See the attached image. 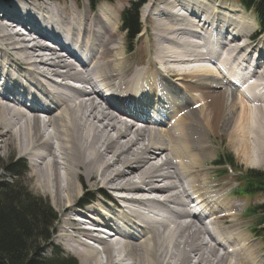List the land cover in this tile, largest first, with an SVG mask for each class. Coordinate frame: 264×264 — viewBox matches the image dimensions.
I'll use <instances>...</instances> for the list:
<instances>
[{"label":"bare ground","instance_id":"6f19581e","mask_svg":"<svg viewBox=\"0 0 264 264\" xmlns=\"http://www.w3.org/2000/svg\"><path fill=\"white\" fill-rule=\"evenodd\" d=\"M60 5H0V139L29 161L35 188L64 206L67 250L83 264H264L253 239L234 232L241 205L197 175L217 129L248 163L264 161V35L250 40L254 20L221 0L151 2L156 55L131 70L115 9ZM186 76L200 77L194 90L176 82ZM87 186L103 198L81 210ZM89 222L113 229L105 259L81 237Z\"/></svg>","mask_w":264,"mask_h":264},{"label":"rangeland","instance_id":"374dc122","mask_svg":"<svg viewBox=\"0 0 264 264\" xmlns=\"http://www.w3.org/2000/svg\"><path fill=\"white\" fill-rule=\"evenodd\" d=\"M36 1H40L41 3H43L44 1L46 3L55 2L57 5L58 4L60 5L59 0H17V1H14V3H8L10 5H7L5 2L0 0V5H2V8L6 10H11L14 5L30 4V2H36ZM133 1L135 0L102 1L97 5V10L103 6H110L111 9L113 8V10L114 9L116 10L118 18L120 20L119 21L120 28L118 32V37L116 39V45L119 48H124V47L126 48L125 56L128 60L129 67L131 68V70H134L136 68L137 66L136 62L138 60L141 59V60L146 61L148 58L154 57V55H156L155 53L157 49L155 47V42H154V37H155L154 25L156 24V22H154L152 18H149L150 20L147 19L146 15L144 14V10L149 3L151 2L158 3L161 0H148L146 3L140 6L139 18L141 21L142 30H141V33L135 36L136 38L131 41L127 37L128 36L127 30H123L122 28V24H123L122 13L126 8L130 6V3ZM211 1L215 2L219 0H211ZM221 1L225 3L226 2L233 3V5H235L239 9H242L246 13V15H248L254 20L253 28L250 30V34L252 33L253 29L255 30L257 29L255 33L258 31L259 24H258V18L255 12L245 10L244 8L241 7L242 5L237 0H221ZM74 3L75 4L77 3L78 5L79 4L82 5L84 7L83 9H88V7H90L91 5L89 0H63L61 1L60 7L62 8L64 5L73 7ZM176 7H179V5H176ZM157 8H158L157 6H154L153 10H156ZM4 9L2 10V13L0 14L3 15L7 13V11L4 12ZM182 12H184V9L180 8L178 12L176 13L181 14ZM196 16L202 17V14H198ZM249 38L253 40L258 39L256 37L254 38L253 36H249ZM242 42H245V41H242ZM251 44H254V43H251ZM249 71H250V74L254 73L252 70H249ZM186 79L191 80V82L190 81H182V82L176 81V82L184 86L189 85V87L193 88L194 90V88L198 85L197 82L199 81L197 80L200 79V77H194L190 79V77L186 76ZM223 90H228L230 92L231 95L229 96L228 102H230L229 104H231L234 101V98L237 97L235 93V89L232 86H230V84H226L224 88L219 89V91H223ZM21 106L25 110L28 109L25 105H21ZM226 109H229V107ZM235 120H236L235 112H232L230 110H227V111L225 110V122L227 124L229 123V125L232 126L233 123L235 124ZM230 133L228 129L225 131H220V129H217L215 134H210L209 136V141H210L209 162L207 163L205 170H203L201 174H197V173L195 174H197L200 179V182H199L200 185L204 184V182L206 181V178H204L205 174L207 175L210 181V185L212 186L209 188V191L211 193L215 194L217 197H220V198L234 200L236 203H239L241 205L240 208L237 210L238 212H240V215H241V224L239 228H237L234 232L242 233V235L246 237L250 236V238L253 239L251 241V244H253L252 245L253 249L258 250L259 255L260 254L262 255V253H264V241L261 238H259L257 234L254 233V230L257 228V225H258L257 224L258 216L253 215L252 213H249V209L252 206H255L258 204H264V195H249V196L240 197L238 194H235L236 190H238V188H241L242 186L241 180L238 179V174L236 172L224 173L221 167L215 165V162L217 161V158L219 157L220 154H224V155L232 154L235 158V165L233 168L236 171L239 169L241 171L247 172L251 168H257V169H261L264 171V161L262 158V160L259 159L258 162L248 163L247 162L248 158L246 159V157L248 156L246 155L247 154L246 150L244 151L243 148L240 147L238 141H235V140L232 141V139H230V135H229ZM252 140L254 141V139L252 138L251 142H248V143H250V146L255 147V145L253 144L254 142H252ZM253 157L255 158L254 155ZM0 158L3 159L5 162L9 161L11 158L16 159V160H23L26 162V166L28 170L26 169L23 172L21 171L22 175H19L20 177L17 176L15 178V176L8 173L7 171L0 170L1 181L9 183L13 180H18V182L16 181V183L19 185V187L22 188L24 191H27V194L31 195V197L42 198L44 201L51 204V206L54 208V211L59 216V219L55 225L56 227L54 226V228H51L52 231H50L55 235L54 244L60 248V250L63 252V256H71L77 259L76 261L77 264H83V262L80 261V258L78 257V255L67 250V246L61 240V235H62L63 229L65 228L64 226H68L67 223H68L69 215H67V212L63 210L64 206L55 205L49 196L41 193L39 190L35 188L33 178L31 177V171L28 168L29 161L26 158L21 157L18 154V150H16V148H14L13 146L6 145V143L3 142L2 140L0 141ZM86 190H89V192L91 193L89 196L85 197V199H88V200H90V197L93 196L94 200L96 201L97 197L95 196V194L97 195L101 194V193L93 192L94 189L90 186H87L81 195L82 198H83V194L86 195L88 193ZM81 197L79 199H81ZM86 207L88 208V205H86L84 209ZM72 217L76 219L73 215ZM77 226H80V225L77 224ZM42 254L46 258H53L55 256V251L49 246L47 247V251L43 252ZM101 256L102 258L105 257L103 255ZM107 257H110V260L116 259L115 257L110 256V255H106V258Z\"/></svg>","mask_w":264,"mask_h":264},{"label":"trees","instance_id":"16d2710c","mask_svg":"<svg viewBox=\"0 0 264 264\" xmlns=\"http://www.w3.org/2000/svg\"><path fill=\"white\" fill-rule=\"evenodd\" d=\"M89 1L95 8L101 1L113 0ZM147 1L135 0L122 13V27L127 30V37L131 41L141 31L139 8ZM237 1L246 8L255 10L264 31V0ZM224 161L234 164L230 155H221L219 163L223 164ZM22 162L24 161L12 158L5 162L0 158V170L7 171L16 178L25 169ZM16 181L18 182L13 180L8 183L0 178V264H77L74 258L63 256V252L56 246H52L55 251L53 258L43 256L42 253L51 245L53 233L50 231L59 216L51 204L42 198L31 197ZM242 191L246 195L264 194V171L249 169L243 176ZM250 212L258 216L255 231L264 240V204L251 208Z\"/></svg>","mask_w":264,"mask_h":264}]
</instances>
